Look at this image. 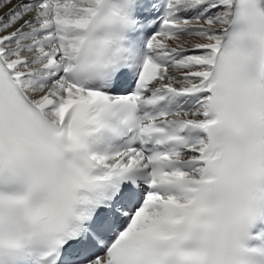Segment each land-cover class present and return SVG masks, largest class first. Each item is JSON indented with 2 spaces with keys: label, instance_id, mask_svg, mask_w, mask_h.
Wrapping results in <instances>:
<instances>
[{
  "label": "snow or ice",
  "instance_id": "6c2138e0",
  "mask_svg": "<svg viewBox=\"0 0 264 264\" xmlns=\"http://www.w3.org/2000/svg\"><path fill=\"white\" fill-rule=\"evenodd\" d=\"M0 264H264V0H0Z\"/></svg>",
  "mask_w": 264,
  "mask_h": 264
}]
</instances>
